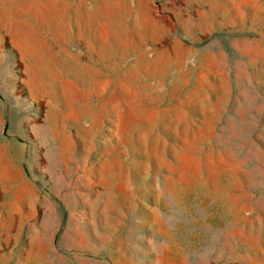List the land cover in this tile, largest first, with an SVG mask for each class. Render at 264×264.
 <instances>
[{
  "label": "rangeland",
  "instance_id": "1",
  "mask_svg": "<svg viewBox=\"0 0 264 264\" xmlns=\"http://www.w3.org/2000/svg\"><path fill=\"white\" fill-rule=\"evenodd\" d=\"M78 25L0 39V264H264V0Z\"/></svg>",
  "mask_w": 264,
  "mask_h": 264
},
{
  "label": "crops",
  "instance_id": "2",
  "mask_svg": "<svg viewBox=\"0 0 264 264\" xmlns=\"http://www.w3.org/2000/svg\"><path fill=\"white\" fill-rule=\"evenodd\" d=\"M140 1L142 0H0V39L5 34L10 37H26L28 32L32 37L35 34L39 36L41 31L39 28L42 25L48 24V29L53 30L54 28L51 27L53 24L63 22L66 18L68 22H71L73 17H76V21L79 22L80 31H99L102 4L123 2L131 7ZM27 24H32L31 30L25 28ZM84 31L81 37L88 35ZM74 36L77 37V35ZM4 118V111L0 107V133L3 129ZM12 158L8 143L1 142L0 177L3 173L4 162H11Z\"/></svg>",
  "mask_w": 264,
  "mask_h": 264
}]
</instances>
